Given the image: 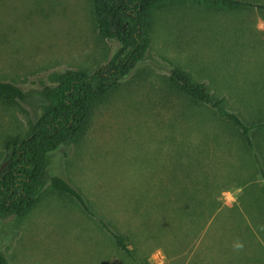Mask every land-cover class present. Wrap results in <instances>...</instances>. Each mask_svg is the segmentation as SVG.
<instances>
[{
    "label": "rangeland",
    "instance_id": "rangeland-1",
    "mask_svg": "<svg viewBox=\"0 0 264 264\" xmlns=\"http://www.w3.org/2000/svg\"><path fill=\"white\" fill-rule=\"evenodd\" d=\"M149 35L145 62L93 107L75 145L51 154V174L142 264H264V180L241 135L169 83L182 68L247 123L264 119V12L172 2ZM119 49L101 38L94 0H0V80L30 95L0 99V167L6 144L36 125L41 91L95 73ZM255 141L264 157V133ZM0 249L9 264H134L50 186L26 216L2 222Z\"/></svg>",
    "mask_w": 264,
    "mask_h": 264
},
{
    "label": "trees",
    "instance_id": "trees-1",
    "mask_svg": "<svg viewBox=\"0 0 264 264\" xmlns=\"http://www.w3.org/2000/svg\"><path fill=\"white\" fill-rule=\"evenodd\" d=\"M187 1L94 0L99 34L103 40L118 42L119 52L109 64L95 73L68 72L60 77L56 87H47L39 93L41 112L37 114V123L32 132L6 144L5 160L0 167V227L8 218L26 216L50 186L59 194L76 201L134 264H142L130 249L128 237L117 233L100 219L68 182L51 174L50 156L62 147L75 145L88 128L93 107L107 98L139 64L145 62L151 46L149 29L155 11L172 2ZM190 1L227 10L258 9L264 12V5L241 0ZM169 83L181 95L212 110L220 120L241 135L247 152L264 180V157L255 141V136L264 133V119L247 123L238 113L227 108L224 97L217 99L212 96L205 83L196 82L182 68L171 69ZM29 98L30 95L16 85L0 80L1 100L29 103ZM0 264H9L1 249Z\"/></svg>",
    "mask_w": 264,
    "mask_h": 264
}]
</instances>
